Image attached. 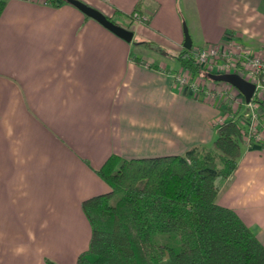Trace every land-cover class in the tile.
<instances>
[{
    "label": "crops",
    "instance_id": "crops-1",
    "mask_svg": "<svg viewBox=\"0 0 264 264\" xmlns=\"http://www.w3.org/2000/svg\"><path fill=\"white\" fill-rule=\"evenodd\" d=\"M82 1L132 30L131 41L67 1L0 9V264H75L90 235L81 201L108 188L97 169L111 153L211 144L220 104L172 73L184 25L192 47L225 36L264 46V0ZM133 10L148 18L130 19ZM215 182L218 202L264 244V146L243 144L236 169Z\"/></svg>",
    "mask_w": 264,
    "mask_h": 264
},
{
    "label": "trees",
    "instance_id": "trees-1",
    "mask_svg": "<svg viewBox=\"0 0 264 264\" xmlns=\"http://www.w3.org/2000/svg\"><path fill=\"white\" fill-rule=\"evenodd\" d=\"M177 59L191 76L210 78L194 60L192 45ZM253 101L264 113V97ZM222 111L208 146L130 158L111 153L104 160L97 173L108 188L81 201L90 235L75 264H264V244L233 208L218 202L215 180L236 169L246 144L244 114L228 106Z\"/></svg>",
    "mask_w": 264,
    "mask_h": 264
},
{
    "label": "built area",
    "instance_id": "built-area-1",
    "mask_svg": "<svg viewBox=\"0 0 264 264\" xmlns=\"http://www.w3.org/2000/svg\"><path fill=\"white\" fill-rule=\"evenodd\" d=\"M129 18L142 21L148 17L135 11L131 13ZM192 56L197 64L209 73L236 72L246 80L254 83L252 97L249 102H245V105L250 108V112L247 111L241 117L240 122L243 126L244 142L253 141L264 146V113L259 110L258 104L253 101V97H257V99L264 97V46L252 49L231 36H225L214 42L194 46ZM173 76L180 87L185 85L198 92L200 83L197 82V79L199 76H190V72L186 69H180ZM213 90L217 94L222 93V91L217 90L215 85L213 88V84L211 87H207L208 92L216 94ZM240 95L242 96L241 93ZM220 97L223 98L226 95L221 94ZM220 120H222V117Z\"/></svg>",
    "mask_w": 264,
    "mask_h": 264
},
{
    "label": "water",
    "instance_id": "water-1",
    "mask_svg": "<svg viewBox=\"0 0 264 264\" xmlns=\"http://www.w3.org/2000/svg\"><path fill=\"white\" fill-rule=\"evenodd\" d=\"M65 1L77 7L85 15L96 19L103 26H105L106 28H108L109 30H111L112 32H114L124 40L131 41L133 36L132 30L110 19L98 9L94 8L93 6L87 4L82 0H65ZM183 30H184L183 46L185 48H190L191 38L185 25L183 26ZM208 76L212 80L225 81L231 84L242 94L245 102L250 101L255 87L253 82L246 80L244 77L240 76L236 72L209 73Z\"/></svg>",
    "mask_w": 264,
    "mask_h": 264
},
{
    "label": "rangeland",
    "instance_id": "rangeland-1",
    "mask_svg": "<svg viewBox=\"0 0 264 264\" xmlns=\"http://www.w3.org/2000/svg\"><path fill=\"white\" fill-rule=\"evenodd\" d=\"M131 19V18H130ZM194 42V44L193 45H195V43H197L196 42V40H194L193 41ZM139 48V47H138ZM193 48V47H192ZM147 51L148 52H152L151 51V49H149V48H147ZM176 62V60L174 61V62H171V64L176 68V69H178V68H181L182 69V66H180V65H178L179 64V62L177 63H175ZM180 70V69H179ZM178 70V71H179ZM203 71H206V72H208L207 70H203ZM189 72V71H188ZM175 73V72H174ZM190 76H191V74H190ZM189 76V77H190ZM174 79H175V77H174ZM175 82H176V80H175ZM197 82H199L200 83V86H201V89L203 90V92L204 91H207V87L208 86H212V84H213V88H214V85L216 86V88H217V90H220V91H222V93H216L214 90V92L216 93V94H214L215 95V97H216V101H217V104H221V106L219 107L220 108V112H221V114L223 113V111H222V109L223 108H225V107H227L228 106V108H229V111H232V112H238V114L239 113H243V114H245L247 111H248V113L250 112L249 111V109L250 108H248L246 105H245V102H244V100L243 99H241V98H243L241 95H240V93H238L239 91L234 87V86H232L231 84H229V83H227V82H225V81H215V80H211L210 78H208V77H206V76H202V74H200L199 75V78L197 79ZM176 84L179 86V84H178V82H176ZM181 87L183 88V89H186L187 91H190L191 93H194V94H198V92L197 91H195V90H191L189 87H187V86H185V85H181ZM224 90V91H223ZM208 92V91H207ZM221 94H225L226 95V97H223V98H221L220 97V95ZM223 102H225V103H223ZM258 107L260 108V106L258 105ZM259 110H261V108L259 109ZM262 111V110H261ZM220 114V113H219ZM226 114H228V112H226ZM220 118L222 117L223 118V115L222 116H219ZM218 117V118H219ZM217 118V119H218ZM220 118H219V120H220ZM218 120V121H219ZM247 145H248V143H246ZM116 196L117 195H114L113 197H112V200H114L115 198H116Z\"/></svg>",
    "mask_w": 264,
    "mask_h": 264
}]
</instances>
